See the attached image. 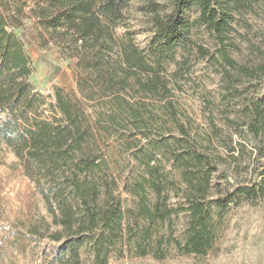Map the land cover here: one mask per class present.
Returning a JSON list of instances; mask_svg holds the SVG:
<instances>
[{"label":"trees","instance_id":"16d2710c","mask_svg":"<svg viewBox=\"0 0 264 264\" xmlns=\"http://www.w3.org/2000/svg\"><path fill=\"white\" fill-rule=\"evenodd\" d=\"M131 1L0 0V142L13 151L52 219L50 225L40 220L28 228L29 237L52 243L41 263L82 264V249L89 250L94 264L129 252L161 260L170 247L205 256L232 203L264 199V177L218 188L212 197L216 157L180 121L166 69L183 62L176 60L179 47L194 48L218 65L225 97L248 101L241 107L244 117H225V124L256 139V157H264V100L245 95L253 81L264 80V36L254 47L256 64H238L229 52L235 15L257 2L264 13V0H170L163 15L147 0L155 29L148 51L130 33L117 35ZM190 12L195 17H188ZM24 20L32 22L40 47L57 46L76 60L75 91L55 87L52 102H46L34 90L30 58L14 33ZM201 29L212 36L215 50L192 39ZM153 126L160 132L155 137ZM112 129L128 132L132 143L147 142L135 153L144 172L135 183L134 207H123L115 197L118 183L103 148ZM161 158L179 171V184L165 173ZM261 166L263 176L264 161ZM172 189L184 201L176 208L167 203ZM179 213L188 214L181 237L161 233ZM25 235L15 234L19 250ZM5 254L0 242V259Z\"/></svg>","mask_w":264,"mask_h":264},{"label":"rangeland","instance_id":"374dc122","mask_svg":"<svg viewBox=\"0 0 264 264\" xmlns=\"http://www.w3.org/2000/svg\"><path fill=\"white\" fill-rule=\"evenodd\" d=\"M154 1L160 15L170 11V0ZM153 16L147 0L131 1L123 24L117 28V35L130 33L136 45L148 51L155 30ZM188 17H195V13L190 12ZM233 28L229 44L231 57L238 64L258 63L260 58L254 47L261 46L264 36V13L260 3H253L250 10L236 14ZM14 33L31 61L32 73L28 80L35 91L45 96L46 102H52L55 87L75 91V59L62 54L57 46L40 47L30 20H24L23 26ZM192 39L215 50L212 36L202 29L194 32ZM261 47L264 49V46ZM176 60L183 62L180 65L168 63L166 69L179 119L189 134L216 157L218 163V176L216 184H213L212 197L218 188L224 191L238 184L250 185L264 177L260 175L264 157H256L257 140L225 124V117L242 119L244 114L241 107L248 101L225 97L221 88L220 67L207 58L199 57L194 48L179 47ZM252 87L245 95L264 100V80L253 81ZM152 128V137H155L160 132L156 127ZM174 130L171 129L172 134L176 135ZM128 135L126 131L110 130L103 148L111 174L118 183L116 199L123 207H134L138 202L134 194L135 183L144 172L135 153L147 142L141 139L138 143H132ZM243 143L245 147L241 148L239 145ZM160 154L162 152H158V158ZM160 160L165 173L179 184L180 174L173 168L172 161L166 158ZM167 203L172 208L182 205L184 201L181 193L175 189L169 190ZM29 213L34 214L33 218L28 219ZM187 219V213L172 216L171 224L166 222L160 231L180 238ZM40 220L48 225L52 222L41 196L35 191L34 183L25 176L13 151L0 142V242L6 248L0 264H47L41 263V256L51 246V241L27 235L30 223ZM17 233L26 234L24 250H19L14 243ZM81 258L82 264H94L89 250L82 249ZM107 264H264V199H238L232 203L222 219L213 248L205 256L183 255L170 247L167 256L161 260L151 255L137 257L129 252L123 256L112 254Z\"/></svg>","mask_w":264,"mask_h":264}]
</instances>
